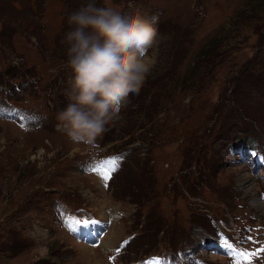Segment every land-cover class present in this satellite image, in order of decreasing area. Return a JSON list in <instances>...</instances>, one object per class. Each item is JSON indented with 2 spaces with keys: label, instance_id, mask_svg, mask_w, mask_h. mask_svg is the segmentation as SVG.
Returning <instances> with one entry per match:
<instances>
[{
  "label": "rangeland",
  "instance_id": "1",
  "mask_svg": "<svg viewBox=\"0 0 264 264\" xmlns=\"http://www.w3.org/2000/svg\"><path fill=\"white\" fill-rule=\"evenodd\" d=\"M88 2L0 0V264H264V0H96L159 43L94 149L56 121Z\"/></svg>",
  "mask_w": 264,
  "mask_h": 264
},
{
  "label": "clouds",
  "instance_id": "2",
  "mask_svg": "<svg viewBox=\"0 0 264 264\" xmlns=\"http://www.w3.org/2000/svg\"><path fill=\"white\" fill-rule=\"evenodd\" d=\"M159 17L123 16L89 0L67 17V106L56 114L57 130L76 146L97 147L109 120L130 95H138L154 66Z\"/></svg>",
  "mask_w": 264,
  "mask_h": 264
},
{
  "label": "snow or ice",
  "instance_id": "3",
  "mask_svg": "<svg viewBox=\"0 0 264 264\" xmlns=\"http://www.w3.org/2000/svg\"><path fill=\"white\" fill-rule=\"evenodd\" d=\"M106 165H111V167H106ZM118 170V162L117 158H112L107 161H102L96 168L92 169V171L98 173L101 179L104 182V186H108V181L111 178V174ZM126 243V242H125ZM241 256H247V253H239ZM239 264V262H237Z\"/></svg>",
  "mask_w": 264,
  "mask_h": 264
},
{
  "label": "bare ground",
  "instance_id": "4",
  "mask_svg": "<svg viewBox=\"0 0 264 264\" xmlns=\"http://www.w3.org/2000/svg\"><path fill=\"white\" fill-rule=\"evenodd\" d=\"M248 183H249V180L247 178H245L244 180H242V184L247 185ZM112 234H114V231L112 232ZM110 236L112 237L111 233H110Z\"/></svg>",
  "mask_w": 264,
  "mask_h": 264
}]
</instances>
